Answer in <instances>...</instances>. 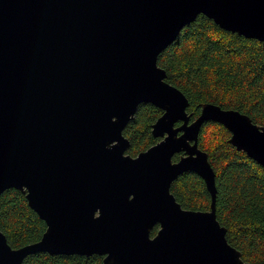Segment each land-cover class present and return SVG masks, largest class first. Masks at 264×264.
Segmentation results:
<instances>
[{
	"label": "water",
	"instance_id": "obj_1",
	"mask_svg": "<svg viewBox=\"0 0 264 264\" xmlns=\"http://www.w3.org/2000/svg\"><path fill=\"white\" fill-rule=\"evenodd\" d=\"M201 14L264 41V0H0V196L22 191L46 223L18 247L0 226V264L38 251L97 253L104 264H262L243 258L217 218L199 134L221 123L264 167V126L209 102L192 121L158 63ZM141 103L163 110L152 126L161 140L132 156L123 131ZM189 171L204 179L210 209H186L172 193Z\"/></svg>",
	"mask_w": 264,
	"mask_h": 264
},
{
	"label": "trees",
	"instance_id": "obj_2",
	"mask_svg": "<svg viewBox=\"0 0 264 264\" xmlns=\"http://www.w3.org/2000/svg\"><path fill=\"white\" fill-rule=\"evenodd\" d=\"M158 63L167 72L166 80L188 97L192 121L201 113L200 104L209 102L239 110L264 126V41L227 31L201 14L159 55ZM162 114L151 103L138 106L123 131L130 141L128 154L137 156L161 140L154 137L152 126ZM230 137L231 132L215 121L205 122L199 134V147L216 172L217 218L244 259L264 264V167L239 151ZM171 191L186 209L211 207V193L195 172L180 175ZM0 226L14 247L40 239L46 230L26 195L15 188L0 196ZM159 228L154 227L152 236ZM103 258L97 253L38 251L27 255L23 264H104Z\"/></svg>",
	"mask_w": 264,
	"mask_h": 264
}]
</instances>
